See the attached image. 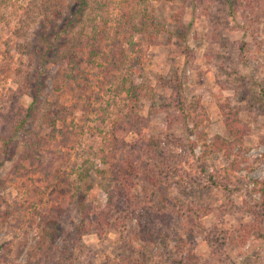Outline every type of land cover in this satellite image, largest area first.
<instances>
[{
    "label": "rangeland",
    "instance_id": "rangeland-1",
    "mask_svg": "<svg viewBox=\"0 0 264 264\" xmlns=\"http://www.w3.org/2000/svg\"><path fill=\"white\" fill-rule=\"evenodd\" d=\"M85 1L93 10L83 14V21L73 31L89 27L91 18L105 19L108 33L104 57L109 53L116 29L120 27L123 33H130L132 26L134 30H142L144 24L149 26L141 13L144 7L162 26L153 43L149 34L135 32L131 40L135 44L134 50L129 52V44H123L122 49L127 51L129 58L118 73V82L130 78L133 83L143 84L152 91L153 95L142 98L136 107L137 113L148 119L143 136L158 138L160 148L183 159L182 167L195 178L194 186L202 194L198 199H204L211 209L197 222L209 234L208 240L205 234L192 235L190 228L186 231L192 235L193 254L208 264H264V207L261 193H253L255 187L264 182V96L257 91L264 88V15L253 25L258 39L255 41L244 31L241 13L232 15L226 0H130L138 6L129 17V28L121 9L130 7L123 0ZM72 7H75V0H0V111L8 110L11 92L23 87L26 81H43L44 91L39 95L41 108L34 118L27 120L26 130L29 137L42 142L39 160L53 167H50L49 178L44 170L35 172L34 163H26L20 172L9 175L23 150L21 136H14L19 146L12 159L0 164V264H29L28 253L42 232L38 225L40 213L61 204L63 224L70 229L71 223L79 219L77 206L80 201L82 205L93 206L105 201L97 171L105 168L101 159L110 149L111 121L125 113L129 101L124 93L118 92L117 84L104 85L102 71L98 68L86 69L88 78L80 80L84 83V92L79 100L76 95L81 92V87L74 84L70 90L63 82V72L57 71L58 65H38V49H44L41 43L50 41L61 18H66ZM240 42H245V47L251 50L245 62L239 59ZM135 63H139L141 72L134 75ZM34 71L40 72V78L36 80L34 76L28 80L27 75L31 76ZM177 101L184 107L183 115ZM30 103L28 96H21L17 106L27 111ZM53 104L54 107H76L74 115L68 119L76 134L67 145L61 143V136L56 132L49 138L50 128L43 114ZM231 109L247 127L241 157L228 160L219 154H211L204 158L200 146L192 151L190 142L194 141V136H188L184 126L188 121L179 119L187 113L192 117L204 111L208 120H203L200 129L209 137L218 134L227 137L222 110ZM176 117L179 119L173 122ZM137 138L134 133L125 137L129 143ZM231 161H236L240 167L223 179L226 189L213 187L208 190L210 173H221ZM176 164L171 162V165ZM79 176L83 178L82 182ZM88 179L95 184L86 191ZM179 179L175 176L170 181L180 185ZM34 187H39L41 194L35 193ZM177 189H169L168 195L183 201L184 195ZM132 224L133 221L127 227L132 229ZM246 224L262 226L260 236L254 234L238 248L223 244L220 231L237 232ZM174 231L173 226L167 246L157 250L147 245L145 248L133 240L132 256L127 262L121 259L119 264H177L178 249L185 246L179 244ZM178 236L181 241L186 240L182 230H178ZM46 242V246L50 245V238H46ZM55 243L61 244L60 240ZM81 246L83 252L75 251L74 264L85 261L81 260L84 253H94L92 263L102 264L107 259L118 258L126 250L114 231L101 241L95 234H86L81 239ZM214 250L222 251L218 253L219 260L212 254Z\"/></svg>",
    "mask_w": 264,
    "mask_h": 264
},
{
    "label": "trees",
    "instance_id": "trees-1",
    "mask_svg": "<svg viewBox=\"0 0 264 264\" xmlns=\"http://www.w3.org/2000/svg\"><path fill=\"white\" fill-rule=\"evenodd\" d=\"M123 2L130 7V9H121L125 24L129 28L131 27L129 26V17L137 10L138 3H132L130 0H123ZM225 2L232 15L241 13L245 21L244 31L257 41L258 39L253 32L255 29L253 25L260 22V17L264 15V0H226ZM89 10H93V8L87 1L75 0V7L69 9L66 18H61L62 14H57L62 22L56 26V32L50 37V41L41 43L44 49H38L40 54L38 65L40 67H45L48 64L58 65L57 71L63 72L62 74L65 76L63 82L70 90H73L74 84L81 87V92L79 91L76 95L79 100L82 97L81 93L84 92V83L80 80L88 78L86 69L98 68L102 71L105 80L104 85L117 84L118 92L124 93L129 102L125 113H121L111 121L108 145L110 149L101 159L105 168L97 171L101 177L100 187L105 198L104 203L93 206L82 205L80 201L77 206L79 219L76 223H71L70 229H66L63 224L62 213L64 208L61 204L53 206L44 214L40 213L38 225L42 232L28 253V262L29 264H74L76 260L75 251L83 252L81 239L84 235L95 234L101 241L106 239L107 234L114 231V233L119 234L126 250L118 258L107 259L102 264H119L121 259L127 262L128 257L132 256L134 249H130V246L133 240L142 243L145 248V245L149 248H156V250L161 247L165 248L167 246L166 241L171 234V228L174 226L175 231L173 233L177 235L179 244L189 247L188 249L179 247L178 253L180 255H178L179 262L177 264H208L206 260L201 261L193 254L194 246L190 236L205 234V239H209V234L205 232V229H201L197 222L201 216L209 214L211 209L204 202V199H198L202 194L200 189L194 186L195 178L182 167L181 161L183 159L160 148L161 143L158 138L150 139L143 136V130L148 124V119L141 117L137 113L136 107L142 98L152 96V91L143 84L133 83L130 78L127 80L129 83L124 78L118 82V73L129 58L127 51L122 49L123 44H129V52L133 51L135 44H132L133 41L131 42V40L135 32L141 35L149 34L151 43H153L157 40L156 35L162 26L154 15L150 14L144 7L141 13L145 16L143 19L147 20L149 26L144 24L142 30H134L132 26V33L129 31L123 33L120 27L116 29L113 37H111L109 53L104 57L103 50L106 48L105 41L108 33V23L105 19L91 18L89 27H81L77 32L73 31L77 24L83 21V14ZM49 23L53 27L55 26L53 21L50 20ZM258 45H260L259 42ZM245 46V42H240L238 46L239 59L242 62H245L247 55H250L251 52ZM138 64L135 63L133 67L132 74L134 75L141 72V67H138ZM40 75L39 71H34L31 76L27 75V79L31 80L35 76L37 80ZM26 82L23 87L12 90L13 92L10 94V100H12L8 110L6 112L0 111V164L13 158L19 146L18 141L14 140V136L20 135L23 140L22 154L8 174H16L25 168L26 163H34L35 172L44 170L47 178H49L52 174V165H45L39 160L42 142L29 137V132L26 130L27 120L34 118L41 108L39 95L44 91V84L43 81ZM257 86L261 87L260 84ZM55 88L59 89V87ZM257 91L264 96V88ZM21 96H28L31 100L27 111L17 106L18 98ZM177 105L182 114L184 111L182 103L177 101ZM75 109L74 105L54 107L53 104L50 110L43 114V119L50 128L49 138H53V134L56 132L61 136V143L68 144L72 135L76 134L71 127L73 123L68 121L69 117L74 115ZM222 114L227 137L219 134L209 137L207 132L200 129L203 120H208L204 111L192 117L187 113L186 117L181 119L176 117L173 122L178 119L179 121L187 119L188 122L184 125L187 135L194 136V141L190 142L191 147H193L192 151L200 146V153L204 158L211 154H219L228 160H233V157H241L240 149L246 136L247 127L236 118L233 109L222 110ZM189 122L191 126H189ZM130 133L136 134L138 138L129 143L125 137ZM172 161L177 164L171 165ZM239 167V163L231 161L228 167L219 174L212 170L214 172L210 173L211 183L208 190L213 187L226 189L225 184L222 183L223 179L227 178L229 173L237 171ZM247 169L250 170V168ZM203 170L206 169L203 168ZM175 176L180 177L179 180L182 184L178 185V182L170 181ZM79 178L82 182L83 178L80 176ZM67 184L70 183L67 182ZM94 184L88 179L86 191L91 190ZM261 185L255 187L253 193H261V204L264 207V182H261ZM173 188H178L177 190L184 195L183 201L168 195V190ZM34 190L35 193L41 194L39 187H34ZM195 200L202 203H197ZM132 221V229H129L127 225H131ZM189 228L192 235L186 232ZM178 230L186 233V240L181 241ZM262 230V226L259 227L258 224H246L237 232L222 230L219 232V237L222 241L224 240L223 244H229L231 248H238L239 245H244L251 239L254 234L260 236ZM46 238H50V245L48 246H46ZM57 240H60V245L55 243ZM221 252L214 250L212 254L216 255V259L219 260ZM93 255L94 253H84L82 258L81 254V260L85 259V261L79 264H93Z\"/></svg>",
    "mask_w": 264,
    "mask_h": 264
}]
</instances>
